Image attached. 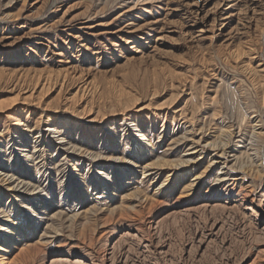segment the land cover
<instances>
[{"label": "rangeland", "instance_id": "rangeland-1", "mask_svg": "<svg viewBox=\"0 0 264 264\" xmlns=\"http://www.w3.org/2000/svg\"><path fill=\"white\" fill-rule=\"evenodd\" d=\"M0 264H264V0H0Z\"/></svg>", "mask_w": 264, "mask_h": 264}, {"label": "bare ground", "instance_id": "bare-ground-1", "mask_svg": "<svg viewBox=\"0 0 264 264\" xmlns=\"http://www.w3.org/2000/svg\"><path fill=\"white\" fill-rule=\"evenodd\" d=\"M40 80H42V79H40ZM40 80H38L37 81V83H36V85H34L33 86V88L31 89V88H29V86L30 85H28L27 83H26V81H21V82H16L15 84H14V88H16V89H18V86H20V92H19V94L18 95H23V96H26V95H28L26 98H28L27 100H29L30 98H32V97H34L35 95H34V93L37 91V90H39L41 87H42V89H44L45 87H46V81H44V80H42V81H40ZM49 80V79H48ZM48 82V81H47ZM19 84V85H18ZM39 84V85H38ZM23 86H24V88H23ZM22 93V94H21ZM34 95V96H33Z\"/></svg>", "mask_w": 264, "mask_h": 264}]
</instances>
